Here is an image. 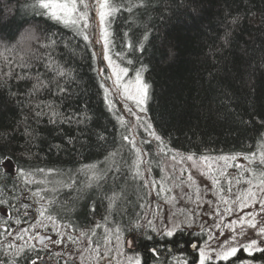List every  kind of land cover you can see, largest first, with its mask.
Masks as SVG:
<instances>
[{"label":"trees","instance_id":"trees-1","mask_svg":"<svg viewBox=\"0 0 264 264\" xmlns=\"http://www.w3.org/2000/svg\"><path fill=\"white\" fill-rule=\"evenodd\" d=\"M34 3L35 0H0V132L16 129L15 138L9 142V150L15 157L11 165L13 172L17 166L75 172L82 165L103 161L114 148L113 140H119L118 132H127L105 104L98 73L100 65L93 58L91 44L85 47V42L76 37L71 40V47L65 48L63 42L73 37L72 31L34 14ZM237 15L242 17L240 22L230 24L232 17ZM146 29L150 32L143 51L128 55L134 59L136 67L146 66L143 77L150 88L144 117L152 123L153 129L181 154L216 157L250 151L258 153L264 143L261 136L264 133V0H151L146 10L134 9L131 14L124 11L113 20L111 30L116 36L117 49L125 32L136 40ZM226 31L231 32L227 43L224 41ZM52 34L62 41L52 56L72 70V81L65 85V94L52 96L45 92L41 98L55 101L58 111L87 114L90 119L85 124H73L70 128L67 124H49L47 115L37 123L28 109L22 108V102L26 104L29 98L20 94L26 91L25 84L30 87L31 82L17 81L15 76L44 71L42 64L35 66V60L33 67H21L22 58L42 54L45 50L40 44L50 43ZM61 83H64L63 79ZM25 116H28L26 123L35 130L30 143H26L21 135L24 125L19 122ZM69 132L75 138L71 144L67 142ZM99 136L106 139L100 140ZM57 144L61 145L59 150L53 147ZM142 147L148 148L147 145ZM29 149L33 154L30 160L22 155ZM147 159L156 179L160 159L152 151ZM123 171L127 172V169ZM50 179L70 182L67 175ZM79 179L84 181L86 178L80 175ZM143 182V179L133 181L129 174L124 185L125 214L113 213L120 221L123 238L136 236L141 258L147 264H154L155 258L149 252L153 247L160 253L155 264H176L184 259L191 262L196 253L189 251V257H186L181 252L187 233L179 230L173 237H166L149 228L129 227V215L140 222L146 205ZM108 183H112L111 173ZM12 185L13 179H0V189H4L0 199L7 201L0 205L3 210L0 211V261L7 264L17 260L19 264H25L24 259L16 256L19 249H24L22 255L35 258L39 251L40 256L55 264H65V261L72 264L71 259L61 255L63 249L60 246L59 255H52L34 242L37 234L53 237L48 230V226L53 229L51 222L40 218L36 211L40 204H34L29 198L30 191H35L37 185L25 186L20 182L16 189ZM39 187L61 188V185L53 183ZM42 195L48 198L55 195L59 201L53 215L63 217L57 221L60 232L77 236L79 233L68 227L69 223L82 227L100 221L106 214L107 201L102 199L103 193L99 189L84 188L77 194L74 190L61 188L59 193ZM23 204L33 205L28 209V216L23 215ZM17 219L21 220L19 225L15 223ZM37 219L43 220L47 227H32ZM21 229L25 231L21 232ZM96 231L98 236L93 239L102 242L103 229ZM198 235H190V238H198L200 243ZM85 241L81 243H87ZM9 244H12L11 248ZM241 252L230 264H241L242 261L264 264V253L244 257Z\"/></svg>","mask_w":264,"mask_h":264},{"label":"snow or ice","instance_id":"snow-or-ice-1","mask_svg":"<svg viewBox=\"0 0 264 264\" xmlns=\"http://www.w3.org/2000/svg\"><path fill=\"white\" fill-rule=\"evenodd\" d=\"M150 3L151 0H138V2L135 3L132 2V0H35L32 6L34 14L45 17L54 24L72 31L73 37L63 42L65 48H70L71 40L76 37H79L85 42V47H87L89 43L92 45H100V52H96L93 49V58L95 59L102 56V61L107 64L106 69H99L98 71L101 75H103L105 71L108 72V75L104 76V82L100 84L104 92V101L108 111H114L115 101L112 97L115 96L117 100L123 102L124 110L129 115L135 117L138 122H142L136 126L143 127L145 131L148 132V136L151 137V140L141 138L140 143H138L132 131V127L125 124V117L116 116L118 124L125 128L127 134L118 132L119 140H113L114 148L107 153L103 161L82 165L79 169H76L75 172L70 171L69 173H65L56 168H24L20 166H17L13 172L11 170V165L15 157L12 151L9 150V142L15 138L14 133L16 129H13L12 132H0V169H2V171H0V179H4V177L13 179V189H16L17 184L20 182L25 186L37 185L35 191H30L29 198L33 200L34 204H40V207L36 209L39 217L51 222L53 230L56 232L57 236L61 238L54 239L51 236L41 237L39 234H37L36 238L45 248H47V244L44 243L45 240H48L53 245L60 246L63 244L64 239H67L73 244H78L86 239L87 247L80 253V264H85V260L88 259L84 256V252L91 253V259L95 261V264H112V260L115 258L113 253H115L116 256H125V253L122 251L123 244L128 243V246H131V242H125L123 240V229L120 225V221L115 219L113 213L118 212L122 216L125 214L123 201L127 197L124 185L127 184L129 174L133 181L143 179V188H150L153 191L157 189V185L160 181L154 178L149 181L146 175V173L150 174L152 171L151 167L148 166L150 161L146 159V157L151 155V145L153 141L156 142L157 150L161 155L168 156L175 152V155H171V160L174 161L175 164H181L185 161L190 162L191 167L199 171L200 175L205 178H208L210 173L217 170L220 171L221 175H224V168L226 167L237 169L241 175L239 178L233 176V179L236 180L237 184H240L243 180L244 183L248 184L250 187L242 196H237L234 203L239 202V210L241 211L245 208H251L253 205L257 206L253 211L245 213V216L251 217L250 220L244 221V218L241 217V221L247 223L249 227L254 229L257 228V225L261 221H264V143H261L259 155L253 151L219 155L216 157L203 154L197 156L196 153L181 154L178 150L171 148L169 143L153 129L151 122L144 120L143 117L139 115V113L147 111L145 105L148 99L150 85L145 82L143 77L146 66L141 65L140 67H136L134 59L130 58L128 54L136 51H143L145 42L148 41L150 30L146 29L143 35L136 40L132 39L129 32H125L121 44L117 49L116 36L111 30V26L113 20H115L120 13L127 11L131 14L134 9L146 10ZM241 19L242 17L237 15L232 17L229 23L236 25ZM230 36L231 32L226 31L224 37L225 43L228 42ZM61 42V40L55 38V34H52L50 43L40 44V48L45 50L42 54L34 57L30 56L27 59L22 58L21 67L31 68L34 66L32 61L35 60V66L39 67V65H43V72L37 71L34 75H29L27 72L23 75L17 74L15 79L17 81L31 82L30 87L25 84L26 91L20 95L29 98L26 104L22 102V108H27L28 112L32 114V118L37 123L41 121V118L47 115V122L49 124H67L70 128L73 124H85L90 117L85 113L72 114L58 111L55 101L41 98L45 92L52 96L65 94L67 92L65 85L72 81V70L59 64L52 56V52L55 51L56 47ZM49 73L52 75L50 76ZM6 75L11 76V73H6ZM61 79L64 81L63 84L61 83ZM108 82H110V86H108ZM17 87H20V85L18 84ZM27 120L28 116H25L19 124L24 125L21 135L25 138L26 143H30V138L35 135V130L26 123ZM261 136L264 137V133H261ZM98 139L105 140L106 137L99 136ZM74 140L75 138L71 136L69 132L67 135V142L71 144L74 143ZM141 144L147 145L148 148L142 147ZM53 147L59 150L61 145L57 144L53 145ZM22 155L30 160L33 154L29 149V151L22 153ZM177 156L180 158L177 159ZM238 159H243L247 163H237L236 161ZM175 164H169V167H174ZM214 165L216 167H214ZM124 169H127V172H124ZM204 169H206V171ZM164 171V168H160L162 174ZM110 173L112 176L111 184L108 183ZM244 173L252 179L244 180ZM65 175L69 177L70 182L65 183L63 180L54 181L50 179V177ZM80 175H83L86 179L81 181L79 179ZM37 176L40 178L37 179ZM253 179L258 180V184L254 185ZM188 180L192 184H196V180L191 174L188 176ZM53 183L61 185V188L74 190L77 194L84 188L101 190L103 193L102 199L107 201L106 214L102 216L100 221L90 222L89 225H84L82 227L69 223L68 227L77 231L79 236H73L70 233H61L59 231L60 225L57 221L58 219L63 220V217L58 216V214L53 215V213L56 212L55 206L59 201L55 195L51 198L42 195V193L47 194L49 192L59 193L61 188L39 187V185ZM181 183H183V181H181ZM211 183L215 186L219 181L213 178ZM80 185H82L83 188H81ZM6 188L7 181L5 180V189ZM3 191L4 189H0V193ZM159 191L164 192L165 189L161 187ZM167 191H171V189ZM229 191L231 190L229 189ZM196 194L198 199H202L199 186H197ZM37 197L39 199H37ZM172 199H175V197H172ZM168 202V200H165V203ZM224 202L227 203V201ZM5 203H7V201L0 199V205ZM65 203H67V201H65ZM32 206V204L22 205L25 209L23 213L24 216L29 215L28 209L32 208ZM140 207L143 208L144 205L141 204ZM0 211L3 210L0 209ZM225 211L231 213L233 209L227 208ZM93 212L95 213V209H93ZM136 215L139 216V214ZM154 215L157 214L154 213ZM192 215L195 216L198 214L193 212ZM15 223L19 225L21 220L17 219ZM180 223H175L171 229L165 228L162 230L157 228L151 219L147 220L146 225H141L139 219L129 215L130 228L148 227L151 228L152 231L158 232L161 236L166 237H173L175 235V230L180 228ZM39 226L47 227V225L43 224V220L37 219L36 224L32 225V227ZM188 226L191 227V224L189 223ZM101 228L103 229L102 242L101 239H93L98 236L96 229ZM23 231L25 230L21 229V232ZM8 234L12 235V233ZM221 235H223V233H221ZM257 235L264 236V226L258 228ZM113 238L115 244H113ZM149 239H151V237H149ZM227 244L228 241H225L224 244L219 245L217 248H210L190 242L189 246L197 251L198 256L194 257L191 262L184 259L182 261L178 260L176 264H219V262L230 264L231 260L237 257V253L241 248L226 247ZM8 247L11 248L12 244H9ZM181 247H184V245H181ZM242 248L248 256H252L253 252L264 253V247L259 246L256 239L250 240L246 245L242 246ZM24 251V249H19L16 252V256L24 259L25 264H45V258L39 255V251L36 252L35 258H33V256L22 255ZM149 252L151 253V257L155 258V260L160 259V253L157 248L153 247L149 249ZM125 258L128 264H147L138 253L135 256H126ZM0 264H5V262L0 261ZM7 264H19V262L17 260H11L8 261ZM65 264H68V261H65ZM72 264H75V261H72ZM117 264H119V262H117ZM241 264H250V262L242 261Z\"/></svg>","mask_w":264,"mask_h":264},{"label":"rangeland","instance_id":"rangeland-1","mask_svg":"<svg viewBox=\"0 0 264 264\" xmlns=\"http://www.w3.org/2000/svg\"><path fill=\"white\" fill-rule=\"evenodd\" d=\"M91 46L96 52L101 51L100 45L91 44ZM96 59L100 65L98 70L107 68L106 62L102 61V56H99ZM98 73L101 82H104V76L108 75V72L105 71L103 75H101L99 71ZM108 86H110V82H108ZM112 99L115 101L113 113L117 116L125 117V124L132 127L137 142L140 143L141 138L151 140V137L148 136V132L145 131L143 127L136 126L142 122H138L135 117L129 115L124 110L123 102L117 100L115 96H113ZM144 114L145 112L139 113V115L145 120ZM141 146H143V144H141ZM151 147L152 153L156 154L160 159L156 172V180L160 181V183H158L155 191L146 188L147 200L140 219L141 225H146L147 220L151 219L157 228L163 230L165 228L171 229L175 223L183 222L180 223V228L176 229L175 232L181 230L184 233H191L192 236H195L196 233L199 234L200 246L217 248L219 245L224 244L225 241H228L226 247H240L242 253L245 255L246 253L243 251L242 246L246 245L252 239H256L259 246L264 247V236L257 235L258 228L264 226V221H261L255 229L241 221V217L244 218V221L250 220L251 217L245 216V213L253 211L257 206L253 205L251 208H245L241 211L239 210V202L234 203L236 197L242 196V194L250 187L248 184L244 183L243 180L240 184H237L236 180L233 179V176L239 178L241 175L237 169L226 167L224 168V175H221L220 171L217 170L210 173L208 178H205L200 175L199 171L191 167L190 162L185 161L181 164H175V162L171 160V155H175L176 153H171L168 156L161 155L157 150L155 141L152 142ZM257 155H259V152ZM179 158L180 157L177 156V159ZM244 161L238 159L236 162L245 164ZM169 164H175V166L169 167ZM214 167L216 166L214 165ZM160 168L165 169L163 174L160 172ZM204 170L206 171V169ZM152 172L150 174L146 173L149 181L153 179L154 171ZM190 174L196 180L195 185L188 180ZM243 175L244 180L252 179L246 173ZM213 178L218 179L219 181L215 186L211 183ZM181 181H183V183H181ZM253 184H258V180L253 179ZM197 186H199L202 199L197 198ZM161 187L165 189L164 192L159 191ZM168 189H171V191H167ZM229 189L231 191H229ZM172 197H175V199H172ZM165 200H168L169 202L165 203ZM224 201H227V203ZM227 208H232L233 211L228 213L225 211ZM193 212L198 215L193 216ZM154 213L157 215H154ZM189 223L191 224V227L188 226ZM141 228L146 229L148 227ZM48 230L53 233L54 239L61 238L57 236L56 232L54 233V230L51 227L48 226ZM61 233L65 232L62 231ZM154 233L159 234L158 232ZM221 233H223V235H221ZM40 235H43V233L39 234V236ZM36 237L37 236L34 238V242L37 239ZM123 240L125 242H131L130 250H127L128 243H124L122 251L125 253V256H116V254L113 253L115 258L112 260V264H117V262H119V264H128L125 257L135 256L131 251L134 245V238L127 237L123 238ZM66 241L67 240L64 239L63 243L65 244L60 245L61 249H63L60 252L61 255L68 259L71 258L76 264H80V253L87 247V243L80 242L78 244H67ZM191 242L196 243L195 240H192ZM46 243H48L47 248H45L46 250L53 253L52 255L55 253L59 254V246L53 245L49 241ZM113 244H115L114 238ZM196 255L198 256L197 251ZM84 256L88 258L85 260V264H95V261L91 259L90 252H84ZM45 262L47 264L49 260Z\"/></svg>","mask_w":264,"mask_h":264},{"label":"flooded vegetation","instance_id":"flooded-vegetation-1","mask_svg":"<svg viewBox=\"0 0 264 264\" xmlns=\"http://www.w3.org/2000/svg\"><path fill=\"white\" fill-rule=\"evenodd\" d=\"M240 160H243V159H240ZM244 161V160H243ZM245 162V164H246V161H244ZM188 235L185 237V242H186V244L184 245V247H182V250H181V252L183 253L182 255H184V256H186V257H189V251H192V253H196V251L194 250V249H192L190 246H189V243L192 241V240H195L196 241V243L197 244H199V241H198V238L197 239H193V238H190L192 235H191V233L189 234V233H187ZM191 235V236H190ZM133 237V236H132ZM134 238V245H133V249L131 250L132 252H133V254L134 255H136L137 253L138 254H140V256H141V251H140V247H139V244H138V242L136 241V236H134L133 237ZM45 244H47V243H45ZM39 247H44V245L42 244V245H38ZM189 247V250H188V247ZM127 250H130V247L127 245ZM194 253V254H195ZM254 254H262V253H259V252H253V255ZM58 255V254H57ZM252 255V256H253ZM241 256H248L247 255V253H246V255L243 253L242 254V252H241ZM251 256V257H252ZM256 256V255H255ZM47 259V258H46ZM45 261H47V260H45ZM47 264H55L53 261H49Z\"/></svg>","mask_w":264,"mask_h":264},{"label":"water","instance_id":"water-1","mask_svg":"<svg viewBox=\"0 0 264 264\" xmlns=\"http://www.w3.org/2000/svg\"><path fill=\"white\" fill-rule=\"evenodd\" d=\"M40 236H41V237H49V235H40ZM46 242H48V240H45V241H44V243H46ZM35 243H36L37 245H42L38 239H36ZM45 264H46V262H45Z\"/></svg>","mask_w":264,"mask_h":264}]
</instances>
